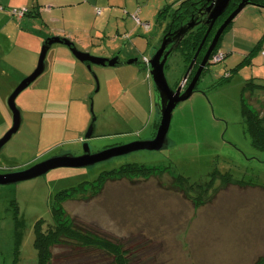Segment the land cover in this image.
<instances>
[{"label": "rangeland", "instance_id": "1", "mask_svg": "<svg viewBox=\"0 0 264 264\" xmlns=\"http://www.w3.org/2000/svg\"><path fill=\"white\" fill-rule=\"evenodd\" d=\"M105 1L127 4L111 8L104 7ZM179 1L97 0L92 7L76 5L57 12L60 21L49 28L66 29L78 49L108 58L118 53L122 62L133 57L139 61L92 64L89 70L77 60L87 79L79 71L76 84L66 86L61 80L59 94L49 93V98L59 97L53 105L43 104L34 92L43 90L41 73L15 98L22 121L0 149V173L26 169L52 155L79 154L92 115V135L86 140L92 152L152 138L158 127L155 87L142 56L150 58L160 45ZM137 7L136 23L132 14ZM24 8L7 6V19L0 14V137L12 123L7 97L35 69L47 38L39 36L45 31L41 17L16 11ZM225 37L235 52L210 63L198 89L175 106L161 149H138L0 184V264H36L34 223L41 218L43 230L52 226V208L58 205L62 219L128 249V264H264V150L253 146L240 108L242 97L264 126V89L240 95L244 79L264 68L250 65L254 56H245L251 49L241 45V37ZM166 64L164 74L172 86L183 73L179 52ZM124 164L146 167L147 172H114ZM178 176L205 186L202 199L196 198L197 190L184 192ZM16 218L23 222L18 245ZM52 251L60 254L64 249ZM63 262L69 264L54 257V263Z\"/></svg>", "mask_w": 264, "mask_h": 264}, {"label": "water", "instance_id": "2", "mask_svg": "<svg viewBox=\"0 0 264 264\" xmlns=\"http://www.w3.org/2000/svg\"><path fill=\"white\" fill-rule=\"evenodd\" d=\"M206 2L208 4L198 7L186 22L179 25L174 31L170 33L166 32L163 35L161 43L156 48L155 52L150 58L146 59V63H148L146 68L149 70L148 72L154 82L155 87L154 103L157 108L158 115H160V121L156 130V134L152 139L134 140L122 145L109 147L92 153L86 142V140L92 135L93 123L95 121V116L92 115L84 133L83 149L80 155H55L23 170L0 173V184L14 183L20 180L31 179L41 176L47 171L58 167H83L101 160H105L112 156H117L138 149L159 150L164 147L167 142L166 135L169 129L173 109L179 102L186 100L193 94L199 74L206 63L210 52L216 46V43L220 39L222 33L225 31L227 25L230 24L235 16L240 13L247 4H249L247 0H240L236 4L235 8L225 17V19L215 30L210 44L207 47L206 52L187 87L183 91H180V86L173 90L168 85L164 74L165 64L170 52L178 45V43L188 31L192 30L200 23L206 24L208 26L202 39L203 43L210 29L212 28V25L216 19L226 11L231 0H206ZM168 35H172V38ZM172 41L173 44L167 48L168 43ZM53 43L64 44L69 49L71 54L78 61L84 63L89 70L91 69L92 64L101 66H117L120 64H137L139 61V58L133 57L122 62L118 58V53L109 58L92 55L87 51L78 49L75 43L67 37L58 35L47 37L41 46L35 69L28 76L23 78L7 97V106L11 111L12 123L10 128H8L0 137V149L20 127L21 115L20 110L15 105V98L42 73L46 52ZM93 77L95 79L94 92H96L99 85L95 74H93ZM90 110L92 111V99H90Z\"/></svg>", "mask_w": 264, "mask_h": 264}, {"label": "trees", "instance_id": "3", "mask_svg": "<svg viewBox=\"0 0 264 264\" xmlns=\"http://www.w3.org/2000/svg\"><path fill=\"white\" fill-rule=\"evenodd\" d=\"M239 1L240 0H231L226 11L216 19L207 37L205 38V42L199 52L200 56L205 51L206 46L213 37L217 27L235 8L236 4ZM247 2H251L254 5H258L260 7H264V0H247ZM178 4V7L173 12H171V18L167 24L165 31H167L168 29L177 28L181 23L186 21L198 7L207 5L208 3L206 2V0H180ZM28 8L29 7L24 8L22 13L29 12L31 15H37L36 8ZM96 12L100 13L101 11L98 9ZM160 13H162V11H160ZM134 15H136V13L133 14L132 17ZM229 25L230 24H228L227 27ZM207 27L208 26L203 23L195 26L186 34L179 47L177 48L183 60V71H185V69L187 68V65L189 64L194 52L196 51L201 39L206 33ZM218 42L216 43L213 53L221 52L218 51ZM221 53L223 56L220 61L225 57V53ZM251 53H253V50H250L245 56H249ZM166 67L167 64H165V68ZM255 88L264 89V79L250 78L245 80V82L242 84L240 95L247 89L253 90ZM240 108L242 115H244L246 131L252 136L253 146L264 150V126L261 124L260 119L256 117L252 111L246 109V105L242 97ZM140 170L142 172H147L146 167L141 168L140 165L134 164H124L117 168V170H115L114 172L125 174L133 172L136 173ZM177 180L178 183L182 185V190L184 192H194V190L196 192L197 190L199 192L196 197L197 199L201 198V193H205V190L207 189L205 186L201 187L200 182L194 184L186 177L182 178V176H178L176 177V181ZM60 194L61 192H56L55 197L59 196ZM12 203L18 212V206H16V202L13 201ZM62 213L63 210L61 209L60 205L54 206L52 208L53 225L48 226L46 230L42 229L43 220L41 218L35 221L33 229V245L37 252L36 264H57L54 263V257L59 260L64 259L66 260V263L69 264H128L125 256V254L128 253V249H124L121 244L98 235V233L95 231L91 232L86 231L85 229L82 230L78 228L76 224L70 221L68 222V220H65L64 218L62 219ZM22 226V220L16 218L14 229L16 245H18L21 240L22 231L20 230V228ZM56 247L64 249V252L60 254H54L52 250ZM97 251L98 253H96ZM94 253L96 254L94 255ZM107 256H111V259H109V261L107 260ZM62 264H64V262Z\"/></svg>", "mask_w": 264, "mask_h": 264}, {"label": "crops", "instance_id": "4", "mask_svg": "<svg viewBox=\"0 0 264 264\" xmlns=\"http://www.w3.org/2000/svg\"><path fill=\"white\" fill-rule=\"evenodd\" d=\"M93 3H97V0L96 1L93 0H0V6L3 7V10L1 11L3 14L2 13L0 14H1V19H5V18L7 19V12L5 9L7 6L8 7L21 6V8L22 7L36 8L37 16L41 17L40 18L41 23L44 26V30H45L43 34L39 35L41 36V40L44 37H50L54 35L64 36L68 38L69 37L68 31L66 29L65 30L59 29L57 31L55 29L54 31L52 28H49L51 22L60 21V18L57 16L58 14L57 12L60 11V13L63 14V10L68 9L70 6L75 7L76 5L77 6L87 5L89 7H92ZM107 3L109 2L105 1L104 7L109 6L111 8H115V7L117 8V6L120 5L126 6L127 4V2L125 1H122L121 3H116V2H111L109 4ZM45 12H48L49 16H47L48 19L43 20L44 18L42 17L43 14H45ZM135 13L138 19L140 20L139 7H137L134 14ZM255 16L258 19H255ZM1 22L2 21L0 20V23ZM136 29L139 28L137 27ZM225 33L226 34L229 33L230 36H232V38H236V36L241 37V40H244V43L241 45L247 48L250 47L249 49L253 50L254 58H250L249 60L250 65H256L259 67L262 66L264 68V7H260L254 4H247L243 8V10L240 13H238L235 16V18L231 21L230 25L222 33L218 42V51L224 52L226 56L228 54H232L233 52H235L234 50L235 46L233 44L235 42L234 41L232 42L233 44L232 46L229 42L231 41L230 39L227 38L225 41L224 39L226 38ZM82 51L84 50L82 49ZM142 57H143L142 59L144 58L148 59L147 56H142ZM253 61H257L258 63L253 64ZM139 65L143 66V64H139ZM79 71L81 73L80 75H83V72L81 71V67L78 65L77 59L71 54L69 49L64 44L53 43L52 45H50L44 58V68L42 71V73L45 74V77L42 81V84L44 86L43 90L40 91V89L39 90L34 89V92L38 93L39 100L43 101L42 102L43 104L47 105L44 102H47L51 105L56 104L60 102L57 101L59 97L52 96L51 98H49L50 91H53V93L56 91L57 92L56 94L58 95L59 94L58 85L61 84V80H64V82H66L65 83L66 86H72L73 84H76L75 74ZM83 77L87 79L85 75H83ZM250 78L264 79V69H262L261 71L259 70L253 71L248 76V78H245L244 80ZM51 87H53L54 90ZM31 105L34 106L35 103L31 101Z\"/></svg>", "mask_w": 264, "mask_h": 264}, {"label": "flooded vegetation", "instance_id": "5", "mask_svg": "<svg viewBox=\"0 0 264 264\" xmlns=\"http://www.w3.org/2000/svg\"><path fill=\"white\" fill-rule=\"evenodd\" d=\"M249 4H253V3H249ZM192 15V14H191ZM188 19H189V17H188ZM187 19V20H188ZM186 20V21H187ZM186 21H184V22H186ZM183 22V23H184ZM182 24V23H181ZM180 24V25H181ZM176 28H174V29H168L167 31H165L164 32V34L166 33V32H168V33H170V32H172V31H174ZM189 32V31H188ZM187 32V33H188ZM186 33V34H187ZM186 34H185V36H186ZM205 35V34H204ZM169 37H171L172 38V35H168ZM184 36V37H185ZM183 37V38H184ZM204 37V36H203ZM183 38H182V40H183ZM203 39V38H202ZM202 39H201V41H200V43H199V45H198V47H197V49H196V51L194 52V54H193V56H192V58H191V60H190V62H189V64L187 65V68L185 69V71H183V73H181L182 74V76L179 78L178 77V79H176L175 81V84L174 85H172V86H170L173 90H175L177 87H179L180 86V88H181V90L180 91H183L186 87H187V85L189 84V82L191 81V79L193 78V76H194V74H195V71H196V69L198 68V66H199V64H200V62H201V60H202V58H203V56H204V54H205V52H206V49H207V47L209 46V44H210V42L208 43V45L206 46V49H205V51L202 53V55L200 56L199 55V52H200V50H201V48H202V46H203V44H204V42H205V40H204V42L202 43ZM212 39V38H211ZM181 40V41H182ZM181 41L178 43V45L170 52V54H169V56L172 54V53H174V51H178V47H179V45H180V43H181ZM211 41V40H210ZM202 43V44H201ZM173 44V41L172 42H170V43H168V45H167V48H169L171 45ZM201 45V46H200ZM215 48V47H214ZM214 50V49H213ZM213 50L210 52V54H209V57H208V59H207V61H206V63H205V65L203 66V68H202V70H201V72H200V74H199V77H198V79H197V82H196V85H195V87H194V91H196L198 88H197V83L200 81V79H201V77L206 73V71L208 70V65L210 64V63H215V62H218V61H220V60H218V61H214V56L216 55V53L217 52H214L213 53ZM179 52V51H178ZM168 56V57H169ZM143 62L142 63H144L145 64V67H147L148 66V63H146V61H144V59L142 60ZM140 63V62H139ZM184 68V67H183ZM226 72H228V71H226ZM228 77V76H227ZM214 86V85H213ZM202 90V89H201ZM203 90H204V88H203ZM204 92H206V90H204ZM159 121H160V115H158L157 116V123L159 124ZM158 126V125H157ZM155 134H156V132H155ZM155 134H154V136H155ZM153 136V137H154ZM152 137V138H153ZM152 138H150V139H152ZM92 152V151H91ZM82 152H80L79 154H77V155H80ZM92 153H94V152H92ZM53 156V155H52Z\"/></svg>", "mask_w": 264, "mask_h": 264}, {"label": "built area", "instance_id": "6", "mask_svg": "<svg viewBox=\"0 0 264 264\" xmlns=\"http://www.w3.org/2000/svg\"><path fill=\"white\" fill-rule=\"evenodd\" d=\"M24 10V9H23ZM23 10H16V11H20L22 13ZM134 20L136 22H140V20L138 19V17L136 15L133 16ZM145 27H148V24H144ZM222 53L221 52H218L216 53V55L214 56V61H218L222 58ZM144 61H146V58H144Z\"/></svg>", "mask_w": 264, "mask_h": 264}]
</instances>
